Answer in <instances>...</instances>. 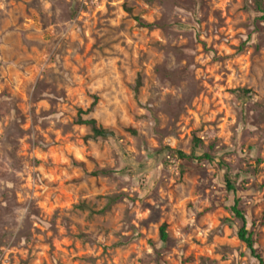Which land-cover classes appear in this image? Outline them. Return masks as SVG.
Returning <instances> with one entry per match:
<instances>
[{"label":"rangeland","instance_id":"obj_1","mask_svg":"<svg viewBox=\"0 0 264 264\" xmlns=\"http://www.w3.org/2000/svg\"><path fill=\"white\" fill-rule=\"evenodd\" d=\"M235 199L264 260L257 0H0V264H258Z\"/></svg>","mask_w":264,"mask_h":264},{"label":"trees","instance_id":"obj_2","mask_svg":"<svg viewBox=\"0 0 264 264\" xmlns=\"http://www.w3.org/2000/svg\"><path fill=\"white\" fill-rule=\"evenodd\" d=\"M257 7H258V11H260L264 17V8H262L260 6V2L257 0ZM150 26V25H148ZM134 91H137V88H134ZM243 93H247V90H243ZM92 101L90 103V106L86 109V110H79L78 112V120L77 123L81 124V125H86L90 128L91 131V135L88 136V138H90L91 140H107L108 138H110L111 136H113V132L107 128H104L100 125H98L95 121L94 118L92 117H87V118H81L82 115H87L89 113H91L93 111V109L95 108V105L97 103V96L96 95H92L91 96ZM129 132L135 134V130L134 129H128ZM197 145H199V139H194V147H196ZM177 156L179 159L181 160H186V161H207V162H213L215 161L214 156H212L211 154L207 153V152H203L200 155H196L194 151L191 152V154H185L181 151L177 152ZM222 163V162H220ZM73 165H76L78 167L84 168V164L82 162H76L73 161ZM98 172V170H95L93 172H91L92 175H96ZM225 179H226V184H227V188L230 191H233L234 188L230 183V179L229 176L226 174L225 175ZM231 212L232 214L235 216L236 219L239 220L240 222V226L236 229V236L238 238V240L240 242H242L243 244H245L247 250L249 251L250 255L252 258L256 259L258 264H264V260L261 258V256L256 252L255 248H254V244L255 241L252 238V233L249 232L246 228V220L244 218L243 212L238 208V200L235 199L234 201V205L231 207ZM159 239L162 242H167L168 241V233H167V225L165 223H163L160 228H159ZM190 258H187V260H189Z\"/></svg>","mask_w":264,"mask_h":264}]
</instances>
